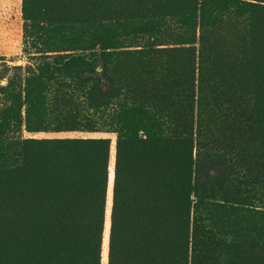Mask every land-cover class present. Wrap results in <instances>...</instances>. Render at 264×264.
I'll use <instances>...</instances> for the list:
<instances>
[{"label": "rangeland", "instance_id": "obj_1", "mask_svg": "<svg viewBox=\"0 0 264 264\" xmlns=\"http://www.w3.org/2000/svg\"><path fill=\"white\" fill-rule=\"evenodd\" d=\"M37 1L43 7H30L23 17L22 2L0 0V264H19L24 259L21 254H31L40 245L37 238L41 234L50 239L55 228L64 227L72 204L78 201L73 200L71 182L64 183L68 172L65 174L60 165L61 159L72 154L61 145L98 138L111 141L101 247V264H109L117 127L99 123L95 131L69 117L66 106L54 99L57 85L66 83L67 78L59 76L45 83L34 80L41 56H73L100 49L140 50L145 46L166 49L152 62L123 59L113 68V78L123 84L121 94L133 93L128 95L129 101L144 102L147 109L167 115L173 124L187 129L189 138L176 146L179 184L190 160L198 164L213 158L209 146L227 152L239 147V165L253 176L262 172L264 60L259 54L256 27L264 23V14L254 19L248 33L229 41L201 46L198 40L170 46L178 36V25L169 19L160 26L148 22H78L76 18L94 8L87 11L74 0L70 4ZM197 33L199 36V29ZM180 40L184 43L190 37ZM210 173L209 166L200 180L194 177L188 199L182 197L180 187L170 199L166 188L148 189L144 191L146 205L139 207L137 191H130L133 201L120 212L127 211L130 221H146L144 228L151 240L145 245V264H264V179H259L261 184L251 194L255 208L235 203L219 208L206 202ZM43 175L54 180L56 189L37 191V186L45 183ZM220 176L217 182L223 192L241 194L232 188L237 184L231 176ZM165 180L161 176V182ZM122 197L124 201L126 196ZM85 206L81 205L82 226L84 242L88 243V235L91 240L96 237L93 228L100 226V214L91 201ZM24 222L29 225L28 235L21 231ZM74 255H68L69 261ZM82 257L89 262L88 253L83 252Z\"/></svg>", "mask_w": 264, "mask_h": 264}, {"label": "trees", "instance_id": "obj_2", "mask_svg": "<svg viewBox=\"0 0 264 264\" xmlns=\"http://www.w3.org/2000/svg\"><path fill=\"white\" fill-rule=\"evenodd\" d=\"M70 1L73 0H62L59 4H70ZM74 1L85 5L87 11L91 7L94 8L91 13L87 12L86 15L80 16V19L76 18L78 22H148L160 26L166 25V20L169 19L170 23L174 22L178 25L176 27L178 36L171 35L176 38L170 46L192 44L198 40L201 46L208 44L212 46L214 41L218 43L225 39L229 41L235 36L248 33L254 19L264 14V0ZM30 7L42 8L43 4L38 3L37 0H22L23 17ZM256 31L259 54L264 60V23L258 24ZM187 35L190 40L181 43V37ZM163 50L166 49L159 51L146 46L140 50L118 52L100 49L98 52L73 56L44 55L41 56L40 63H36L34 80L37 83L51 82L59 76L67 78L66 83L57 85L54 99L55 102L66 106L70 112L69 117L80 120L86 126L94 127L95 131H98L99 123L102 126L107 124L109 127L111 125L117 127L114 131L118 139L109 264L146 263L145 245L151 240L149 230L147 232L144 228L146 221L140 218L135 222L130 221L127 211L120 212V208L128 205V201H133L131 190L137 191L139 207L146 205L144 191L148 189L166 188L170 199L180 187L182 197L188 199L187 196L193 189L194 177L195 180L196 176L200 180V174L210 166L211 173L208 176L206 189L210 184L211 186L206 198L207 203L219 208L231 203L240 207L255 208L253 206L255 199L251 194L261 184L259 179H264V168L262 172L253 176L250 170L239 165L236 155L239 153V147L227 152L225 149L209 146V152H214L213 158L209 157V160L198 164L190 160L187 174L185 169L182 172L184 178L179 184L177 173L179 152L177 153L176 146L189 138L187 129L183 130L173 124L169 116L147 109L144 102L129 101L128 95L133 93L121 94L124 86L113 78V68L123 59L152 62L154 56L164 52ZM262 75L264 77V70ZM262 82L264 84L263 79ZM110 146L111 141L107 138L70 140L61 145V148L72 154V157L61 159L60 165L64 166L65 174L68 172V180L64 183L71 182L73 200L78 202L72 204L74 206L68 213L67 223L62 225L64 227L55 228L50 239L44 237L45 234H41L37 238L40 240V245L33 249L31 254H21L24 259L19 261V264H101ZM225 174V178L231 176L234 179L237 186L232 188H238L241 194L230 196L219 188L217 177ZM161 176L166 177L164 182H161ZM41 178L45 179V183H40L37 191L46 188L56 189L52 178L47 175ZM76 181L79 183L77 184ZM59 189L64 191L65 187L60 186ZM123 195L126 196L124 201ZM89 200L100 214V226L93 228L96 233L93 240L87 234V243L83 238L85 227L82 226L84 213L81 208L87 201L90 203ZM156 203L158 207L161 206V202ZM60 216L63 219L61 212ZM26 225L29 226L24 222L21 231L28 235ZM3 234L4 230L2 236ZM157 241L160 242L159 237ZM83 252L89 254L88 263L82 259ZM72 253L75 254L72 257L75 259L69 261L68 255Z\"/></svg>", "mask_w": 264, "mask_h": 264}, {"label": "crops", "instance_id": "obj_3", "mask_svg": "<svg viewBox=\"0 0 264 264\" xmlns=\"http://www.w3.org/2000/svg\"><path fill=\"white\" fill-rule=\"evenodd\" d=\"M20 2H22V0H19Z\"/></svg>", "mask_w": 264, "mask_h": 264}]
</instances>
